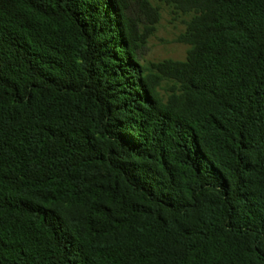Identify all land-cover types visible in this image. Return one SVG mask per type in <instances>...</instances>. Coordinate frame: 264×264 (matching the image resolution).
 Segmentation results:
<instances>
[{
    "label": "trees",
    "instance_id": "trees-1",
    "mask_svg": "<svg viewBox=\"0 0 264 264\" xmlns=\"http://www.w3.org/2000/svg\"><path fill=\"white\" fill-rule=\"evenodd\" d=\"M129 1L0 0V264H264V0H155V77Z\"/></svg>",
    "mask_w": 264,
    "mask_h": 264
},
{
    "label": "rangeland",
    "instance_id": "rangeland-1",
    "mask_svg": "<svg viewBox=\"0 0 264 264\" xmlns=\"http://www.w3.org/2000/svg\"><path fill=\"white\" fill-rule=\"evenodd\" d=\"M153 10H156V20L151 12V18L138 11L136 0H130L129 14L131 18H136L139 33L148 38L145 48L141 50V61L147 73L155 77L159 76L152 68V65L165 61L184 62L190 46L184 42L183 35L187 28L190 16L176 13L171 7L158 3L155 0H147ZM156 83L155 91L159 100L165 104L170 98L172 82L167 79H154Z\"/></svg>",
    "mask_w": 264,
    "mask_h": 264
}]
</instances>
